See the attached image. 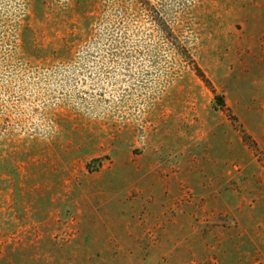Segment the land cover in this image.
Wrapping results in <instances>:
<instances>
[{"label": "rangeland", "instance_id": "rangeland-1", "mask_svg": "<svg viewBox=\"0 0 264 264\" xmlns=\"http://www.w3.org/2000/svg\"><path fill=\"white\" fill-rule=\"evenodd\" d=\"M0 264H264V0H0Z\"/></svg>", "mask_w": 264, "mask_h": 264}, {"label": "trees", "instance_id": "trees-1", "mask_svg": "<svg viewBox=\"0 0 264 264\" xmlns=\"http://www.w3.org/2000/svg\"><path fill=\"white\" fill-rule=\"evenodd\" d=\"M218 100L221 102V105H224L222 98H218Z\"/></svg>", "mask_w": 264, "mask_h": 264}]
</instances>
